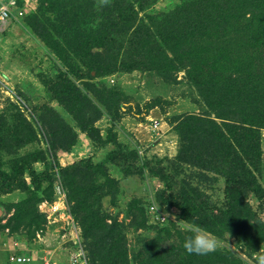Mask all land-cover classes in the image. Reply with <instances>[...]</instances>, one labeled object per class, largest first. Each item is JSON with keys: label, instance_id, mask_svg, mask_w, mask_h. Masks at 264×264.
I'll return each mask as SVG.
<instances>
[{"label": "rangeland", "instance_id": "374dc122", "mask_svg": "<svg viewBox=\"0 0 264 264\" xmlns=\"http://www.w3.org/2000/svg\"><path fill=\"white\" fill-rule=\"evenodd\" d=\"M125 2L135 5L138 19L146 13L157 17L144 18L145 25L154 31L159 15L173 11L181 0H158L145 11L139 8L138 0ZM116 3L117 0H16L15 9H22L24 16L0 25V169L13 176L26 162L36 174L48 171L50 175L39 188L30 185L10 194L0 191V264H45L44 258L50 264H70L72 254L80 248L91 264H105L103 258L111 264L112 255H107L102 247L107 248L113 240L124 246L120 252L122 264H170L172 258L181 264L188 255L182 243L190 233L177 228V222L182 220L180 211L174 207L166 209L163 198L169 178L193 205L208 202L210 209L226 205L228 185L239 213L251 212L250 235L234 225L227 226L221 216L208 212L205 206L194 223L216 242L209 253L223 255L229 264H259L264 256V129L261 145H246L244 149V145H206L198 134L188 136L176 128L182 119L195 116L209 121L211 131L214 126L227 129V121L220 119L205 102L199 84L202 78L193 71L206 70L208 64L197 60L178 63L168 47L156 38L157 43L150 45L152 52L164 51L174 63L175 69L169 76H161L151 66L120 68L128 50H133L131 28L127 34H121L119 54H114L111 46H105L110 55L107 61L104 59L102 68L115 67L113 70L84 76L82 61L74 58L76 68H72L77 74H71L70 79L84 88L93 104L103 110V117L95 125L104 139L103 146L93 147L95 144L67 111L69 104L64 103L69 96L78 102L75 99L78 90L62 83L61 74L69 67L56 49L64 45L68 52L67 41L72 40L74 45L78 40L84 43L83 47L85 44L93 47L92 51L101 50L98 42L104 43L102 39L108 38L106 23L95 12H105ZM98 27L102 29L101 39L96 32ZM107 27L111 32L110 26ZM93 38L98 40L93 42ZM259 49L264 54V46ZM241 54L244 48L229 59L235 58L237 63ZM220 63L224 64L226 81L241 72L233 68L235 64L227 65V69V62L220 60ZM101 90L117 92L121 101L111 100L113 106L107 110L93 94ZM156 97L163 99L162 107L154 108L142 120L132 115V106L139 113L148 100ZM56 119L78 132L75 144L83 150L68 159L63 154L71 151H54L55 146L50 148L41 131L53 128L58 135L66 136L69 130L64 127L63 131ZM238 141V135L232 137L233 143ZM22 142L28 143L21 146ZM117 145L136 151L132 161L137 166L152 161L151 166L124 173L114 163L102 169L72 166L80 159L99 163ZM53 153L60 166L65 167L60 172L52 171ZM33 155L38 159L32 158ZM25 179L30 183L31 176L27 173ZM248 182L262 199L250 190ZM152 204L169 214L167 221L156 220V215L149 212ZM111 227L113 240L103 234L104 229ZM103 236L106 242L100 243ZM171 245L179 257L170 254L167 260H153V247H160L157 251L167 256L163 247ZM14 253L27 258L29 253L34 255L31 260L18 263L11 260Z\"/></svg>", "mask_w": 264, "mask_h": 264}, {"label": "trees", "instance_id": "16d2710c", "mask_svg": "<svg viewBox=\"0 0 264 264\" xmlns=\"http://www.w3.org/2000/svg\"><path fill=\"white\" fill-rule=\"evenodd\" d=\"M125 1L128 0H117V3L113 7L105 8V12L102 10L101 12H95L101 18V21L104 20L103 22L106 23V34L108 38L102 39L104 43L98 42L101 45V50L92 51L93 47L90 49L86 44L83 47L84 43L80 44L78 40H76L74 45H71L72 40L67 41L69 43V46H67L69 47L68 52L64 49V45L57 46L59 49H56V51L59 50L57 51L59 54H63L62 60L68 63L67 65L69 67L66 73L61 74V78H63L62 83L67 86L77 87L78 90L75 93V99L78 102H74L73 98L69 96V99L64 104H69V107H66L67 111L73 114L74 120L78 123V127L83 132H86L87 137L95 144L93 147H96V144L100 145H97V148L103 146L101 144L104 142V139L101 138L100 132L95 127L96 123L103 117V110L97 104H93L92 99L88 97L84 88H79L70 79L71 74H77L72 68L73 66L75 67L74 58L78 57L82 61L86 69L84 76L92 72L100 74L103 71L113 70L115 67H112V69L102 68L104 66L103 63L107 61V55H110L107 50L105 51V49L109 48L105 46H111L113 53L119 54V49L122 46V42L119 40L121 39V34H127L131 28L130 40H134L133 50H128L129 53H126L125 60L119 65L120 68L130 70L136 67L146 66L149 69V66H151L161 76H169L175 69L173 68L174 63L169 54H165L164 51L160 52V54L152 52L150 45L157 43L156 38H159L168 47L178 63L199 61V63H203L204 65L208 64L206 70L205 68H199L197 70L193 69V71L196 76L202 78V82L199 83L201 85V93L209 108L217 112L220 119L227 121L226 132L219 126H214L211 131L209 127L212 125L209 124V121L206 123V121L195 116H188L182 119L176 126L178 131L188 133V136L198 134L197 136L202 139V143L206 145H244V149H246V145H261V130L264 129V54L259 47L264 46V0H181V3L173 11L168 14L159 15L161 17L159 21L156 20L157 25L154 31L144 23L145 17L150 20L154 15L150 16L146 13L144 18L138 19L139 13L135 9V5H131ZM138 1L141 5H139V8L145 11L158 0ZM192 8H195L194 13L191 12ZM107 25L110 26L111 32ZM101 31L102 29L99 27L96 30L100 39L103 36ZM144 32H146L145 35ZM85 38L82 39L83 42ZM96 40L98 39L93 38V42ZM237 47H239L238 50H236ZM241 48H244V54L237 56V63L235 58H231L230 60L231 54H238ZM247 48H256V51L248 50ZM220 60H223L225 63L227 62L226 68L228 67L227 65L235 64L233 68H236L238 73L241 72L235 74L236 76L229 77L226 81L224 67H222L224 64L220 63ZM106 65L108 66L109 63H106ZM204 76L207 79L204 80ZM64 87L62 86L63 89ZM63 89L61 91L64 92ZM93 94L107 110H110L113 106L111 100L114 99L116 102L121 101V99L116 97L118 93L114 91L101 90ZM58 98L57 94L55 99L58 100ZM163 102V99L160 97L148 100L139 113L136 107L132 106V115L136 119L142 120L154 108L162 107ZM56 121L58 123L60 122L63 131L65 130L64 127H66L69 133L66 136H61L53 131V128L44 129L42 127L43 130L41 131L44 134L46 143L50 148L55 146L54 151H72L73 147L76 146L78 132L75 128L69 125L67 126L64 121L57 119ZM236 135H238L239 141L238 143H233L232 137ZM27 143L22 142L20 145L23 146ZM0 150H2V147ZM135 156L136 151L131 150L129 146L117 145L99 163L95 164L91 159H80L73 163L72 166L77 165V167L102 169L108 163H114L123 173L132 170V168L139 167L140 169H144L145 167L151 166L152 161H147L142 166H137L132 161ZM33 157L35 160L38 159L36 155H33ZM53 157L54 167L52 171L60 172L65 167L60 166L54 153ZM163 160L158 163H161ZM19 167L18 172L13 176H9L0 169V191L2 193L10 194L19 188L27 189L30 185L39 188L42 186L43 181L50 176L48 171L36 174L31 165L26 162ZM27 173L31 176L30 183L25 179V174ZM232 181L236 182L234 179ZM237 182H240V180ZM247 186L256 195L258 194L252 188L250 182L247 183ZM226 189V205L223 208L210 209L208 202L193 205L186 195L180 193L175 188V184L169 178L163 199L167 205L166 209L168 207L177 208L180 211V217L182 219L198 222L195 216L205 206L208 212L221 216L219 218L227 226L234 225L235 227H239L238 229H243L247 235H250L252 225L248 217L251 216V212H246L243 214L245 218H242L243 215L239 213L228 185ZM256 197L262 199L261 195H257ZM104 231L103 234L108 235L107 238L114 239V228H106ZM105 238L103 236L100 243L106 242ZM183 244L184 242L182 243V248L185 249ZM106 246L107 248L102 247V250L105 249L107 255H112V262L110 263L122 264L123 260L120 252L123 251L122 247L124 246L120 242L116 243L114 240L112 244H107ZM163 248L165 252L167 251V256L165 253L162 254L160 251H157L160 247H153L151 252H153L152 256L155 262L167 260L170 254L179 257V253L175 252L173 245L167 248L164 246ZM182 259L184 260L180 261L181 264H229V261L226 263L223 255L209 252L188 253L187 257H183ZM103 260L105 264L109 262L106 258H103ZM176 260V258H172L170 264H176L178 262ZM89 264L91 263L89 262Z\"/></svg>", "mask_w": 264, "mask_h": 264}, {"label": "built area", "instance_id": "2783aa9c", "mask_svg": "<svg viewBox=\"0 0 264 264\" xmlns=\"http://www.w3.org/2000/svg\"><path fill=\"white\" fill-rule=\"evenodd\" d=\"M16 8V0H9L7 3H0V25H6L13 17L21 18L24 16L22 9ZM16 15V16H14ZM149 212L156 215V220L158 222H165L169 218V214L166 211H163L157 207V205L152 204L149 207ZM13 262H27L31 260V257L26 256L21 257L14 253L11 256ZM45 264H50L46 258H44ZM70 264H89L88 258L85 254L83 248H80L78 251H75L70 259Z\"/></svg>", "mask_w": 264, "mask_h": 264}, {"label": "clouds", "instance_id": "9594fccd", "mask_svg": "<svg viewBox=\"0 0 264 264\" xmlns=\"http://www.w3.org/2000/svg\"><path fill=\"white\" fill-rule=\"evenodd\" d=\"M180 231L188 232L190 235L184 241L183 247L188 253H205L215 248L216 242L204 235L199 225L188 219L177 222ZM259 264H264V256L259 259Z\"/></svg>", "mask_w": 264, "mask_h": 264}, {"label": "crops", "instance_id": "0c3cea01", "mask_svg": "<svg viewBox=\"0 0 264 264\" xmlns=\"http://www.w3.org/2000/svg\"><path fill=\"white\" fill-rule=\"evenodd\" d=\"M83 149H81V145H76L74 148H73V150L71 151V153H66V154H63L67 159L68 158H70L72 155L74 156L75 154H78V153H80L81 151H82ZM65 158V159H66ZM66 159V160H67ZM65 161V160H64ZM69 163H71V162H69ZM26 253V252H25ZM29 255L31 256V255H34V253L33 254H31V253H29ZM33 257V256H32Z\"/></svg>", "mask_w": 264, "mask_h": 264}]
</instances>
